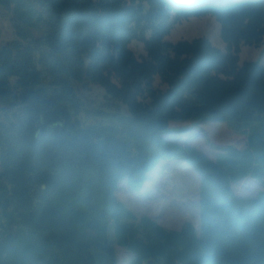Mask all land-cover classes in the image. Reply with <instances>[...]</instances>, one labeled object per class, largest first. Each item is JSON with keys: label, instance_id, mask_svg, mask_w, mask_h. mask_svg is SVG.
<instances>
[{"label": "trees", "instance_id": "trees-1", "mask_svg": "<svg viewBox=\"0 0 264 264\" xmlns=\"http://www.w3.org/2000/svg\"><path fill=\"white\" fill-rule=\"evenodd\" d=\"M0 6L15 32L0 45V264H94L93 246L116 264L115 245L133 254L127 264H264V197L232 187L247 175L264 180V65L239 64L242 44H264V0ZM208 14L224 50L205 36L166 39L177 23ZM89 85L105 90L104 107L86 106ZM185 120L243 132L246 147L225 152L247 158L245 168L228 176L218 159L165 136ZM175 157L201 174L199 231L138 218L116 195L123 179L140 187Z\"/></svg>", "mask_w": 264, "mask_h": 264}, {"label": "rangeland", "instance_id": "rangeland-1", "mask_svg": "<svg viewBox=\"0 0 264 264\" xmlns=\"http://www.w3.org/2000/svg\"><path fill=\"white\" fill-rule=\"evenodd\" d=\"M12 11L0 6V45L15 37L11 22ZM45 26L34 29V35H40ZM198 36L209 38L212 44L222 50L225 43L220 36V23L211 15L193 16L177 23L166 39H192ZM131 47L136 53L142 52V45L133 42ZM255 61L264 65V44L260 46L242 44L239 52V64ZM161 88L165 84L159 78L154 81ZM81 95L88 108L104 107L105 90L98 85H89L82 89ZM264 131L261 129V132ZM264 133V132H263ZM165 136L177 141H187L203 149L212 159H218L221 169L228 175L245 168L247 158L230 155L225 152L228 146L245 148L247 137L243 132L230 128L223 121L197 122L191 120L171 121ZM256 140L259 136L256 135ZM264 137V135H263ZM264 152V151H261ZM201 174L187 160L175 157L162 159L150 171L140 187L130 185L123 179L116 191L117 198L140 218L149 216L169 230H179L185 222L193 224L199 231ZM238 197H264V180L247 175L232 182ZM133 254L124 247L115 245L116 264H127Z\"/></svg>", "mask_w": 264, "mask_h": 264}, {"label": "water", "instance_id": "water-1", "mask_svg": "<svg viewBox=\"0 0 264 264\" xmlns=\"http://www.w3.org/2000/svg\"><path fill=\"white\" fill-rule=\"evenodd\" d=\"M90 253L93 257L94 264H113L114 261L112 257L105 251L96 248L95 246L91 247ZM149 264H153V260L149 261Z\"/></svg>", "mask_w": 264, "mask_h": 264}, {"label": "crops", "instance_id": "crops-1", "mask_svg": "<svg viewBox=\"0 0 264 264\" xmlns=\"http://www.w3.org/2000/svg\"><path fill=\"white\" fill-rule=\"evenodd\" d=\"M183 142H186V143H188L187 141H183ZM190 144V143H189ZM196 147V146H195ZM198 148V147H197ZM200 150H202L203 152H204V150L203 149H200Z\"/></svg>", "mask_w": 264, "mask_h": 264}]
</instances>
